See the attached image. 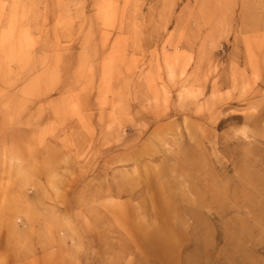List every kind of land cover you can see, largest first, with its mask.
I'll return each instance as SVG.
<instances>
[{"label":"rangeland","instance_id":"rangeland-1","mask_svg":"<svg viewBox=\"0 0 264 264\" xmlns=\"http://www.w3.org/2000/svg\"><path fill=\"white\" fill-rule=\"evenodd\" d=\"M0 264H264V0H0Z\"/></svg>","mask_w":264,"mask_h":264}]
</instances>
